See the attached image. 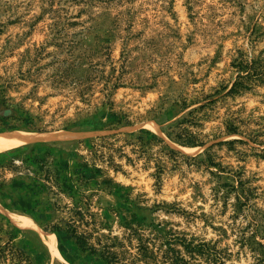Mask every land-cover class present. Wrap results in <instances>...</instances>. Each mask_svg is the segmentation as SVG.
I'll return each instance as SVG.
<instances>
[{"label": "rangeland", "instance_id": "374dc122", "mask_svg": "<svg viewBox=\"0 0 264 264\" xmlns=\"http://www.w3.org/2000/svg\"><path fill=\"white\" fill-rule=\"evenodd\" d=\"M2 95L44 131L0 138L44 140L0 152V166L18 151L71 170L98 164L113 180L98 220L120 236L121 223L141 224L156 254L136 264H260L264 0H0ZM94 115L103 128L76 126ZM105 136L119 139L104 149L119 171L92 157ZM24 172L0 167V245L12 233L32 264H107L45 229Z\"/></svg>", "mask_w": 264, "mask_h": 264}, {"label": "trees", "instance_id": "16d2710c", "mask_svg": "<svg viewBox=\"0 0 264 264\" xmlns=\"http://www.w3.org/2000/svg\"><path fill=\"white\" fill-rule=\"evenodd\" d=\"M243 72V70H241ZM242 77V75H240ZM238 82L235 81L228 93H234L238 89ZM0 107L5 108L7 113L0 114V132L14 130H38L44 131V128L34 127L31 119L23 116V109L20 105L16 107L8 104V99L4 95L0 99ZM202 106L201 108H203ZM119 122L122 119L118 120ZM76 126H90L93 128H103L97 122L95 115L91 119H87ZM142 133L147 131L141 130ZM140 143L141 148L150 144L151 140L145 141V136H139L134 133L128 134ZM115 136L100 137L101 143H93L91 145L92 157L103 159L107 162V167L119 171L121 166L113 163L112 155H108L105 148L114 145L119 139ZM181 138L180 135H176ZM113 139V142L106 140ZM156 141L164 144L163 148L171 149L164 140L154 137ZM153 139V140H154ZM125 144H132L131 141L125 139ZM183 145L195 146V141H181ZM122 146L121 148H123ZM143 152L147 153L146 150ZM129 161H132L130 158ZM16 161H20L21 165H15ZM35 164V169L33 165ZM11 167L12 170L19 171L24 169L26 176L33 182L36 194L43 196L41 205L44 209H39L40 218L46 230L57 233H65L72 238L81 251H89L102 259L107 264H136L139 261L147 262L151 258H155L150 250L149 239L145 238L141 232V224L134 225L131 221L121 223L124 228L123 235H113L112 227L107 226L103 221L98 220V215L93 211L95 201L100 202L101 193L105 190H111L113 180L106 177V172L95 162H90L87 158L81 162L80 166L71 170L67 165L55 164L54 162L42 159L38 156L31 157L24 154L23 151L15 152L0 167ZM20 173H22L20 171ZM0 174V187L6 186V181L2 179ZM160 181V173H158ZM1 223V221H0ZM1 229V226H0ZM107 230L108 234L101 233ZM10 240L5 246L0 245V262L4 258H9L14 264H32L33 258L24 249L14 245V236L10 235ZM136 243V244H135ZM260 264H264V248L259 259Z\"/></svg>", "mask_w": 264, "mask_h": 264}, {"label": "bare ground", "instance_id": "6f19581e", "mask_svg": "<svg viewBox=\"0 0 264 264\" xmlns=\"http://www.w3.org/2000/svg\"><path fill=\"white\" fill-rule=\"evenodd\" d=\"M46 135H48V134H46ZM43 140H44V137L42 135L37 136V135L32 134V133L31 134H25V133H23V134H18V133L17 134H11L7 137L0 138V152H4V151L10 150V149H13L19 145L31 144V143H35V142H39V141H43Z\"/></svg>", "mask_w": 264, "mask_h": 264}]
</instances>
